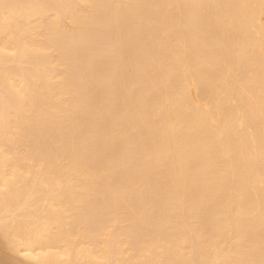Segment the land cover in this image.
<instances>
[{"label": "bare ground", "instance_id": "bare-ground-1", "mask_svg": "<svg viewBox=\"0 0 264 264\" xmlns=\"http://www.w3.org/2000/svg\"><path fill=\"white\" fill-rule=\"evenodd\" d=\"M20 262L264 264V0H0Z\"/></svg>", "mask_w": 264, "mask_h": 264}, {"label": "rangeland", "instance_id": "rangeland-1", "mask_svg": "<svg viewBox=\"0 0 264 264\" xmlns=\"http://www.w3.org/2000/svg\"><path fill=\"white\" fill-rule=\"evenodd\" d=\"M64 23H65V22H64ZM113 40H115V39L113 38ZM113 40H112V37H111V36H106V38L104 39L105 43H106V41H107L106 45L108 46V44H109V48L112 49L111 51H113V52H111V55H110V56H109V54H108V56H106L105 53H106L107 51H105V53H104V55H103V58H106V59H107V57H109V58H113V57H114V54H113V56H112V53L115 52L114 50H115V48L117 47V45L119 44V46H120V44H124V41L122 42V41L115 40V41H116V42H115V41H113ZM122 40H123V39H122ZM119 42H120V43H119ZM111 44H112V46H110ZM109 48H108V51H109ZM108 53H110V51H109ZM111 56H112V57H111ZM109 58H108L107 60H108V61H111ZM106 59H105V60H106ZM105 60H104V61H105ZM81 63L83 64V62H81ZM81 63H79V64H81ZM82 64H81V65H82ZM112 78H113V76L111 77V81L109 80L110 78L108 79V82H107V83H110V84H111L112 82H114ZM16 258H17V257H16ZM18 258H20V257H18ZM18 258H17V259H18ZM18 260H19V259H18ZM20 260H21V259H20ZM20 263L27 264V263H25V262H20Z\"/></svg>", "mask_w": 264, "mask_h": 264}]
</instances>
